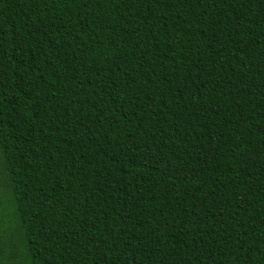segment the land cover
<instances>
[{"label":"trees","instance_id":"obj_1","mask_svg":"<svg viewBox=\"0 0 264 264\" xmlns=\"http://www.w3.org/2000/svg\"><path fill=\"white\" fill-rule=\"evenodd\" d=\"M0 264H264V0H0Z\"/></svg>","mask_w":264,"mask_h":264}]
</instances>
